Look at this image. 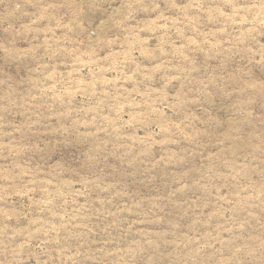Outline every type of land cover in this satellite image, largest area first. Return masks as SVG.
Instances as JSON below:
<instances>
[{
	"label": "rangeland",
	"instance_id": "obj_1",
	"mask_svg": "<svg viewBox=\"0 0 264 264\" xmlns=\"http://www.w3.org/2000/svg\"><path fill=\"white\" fill-rule=\"evenodd\" d=\"M0 264H264V0H0Z\"/></svg>",
	"mask_w": 264,
	"mask_h": 264
}]
</instances>
